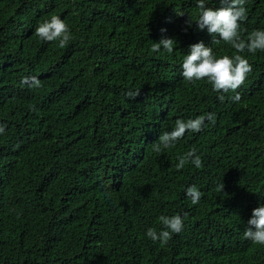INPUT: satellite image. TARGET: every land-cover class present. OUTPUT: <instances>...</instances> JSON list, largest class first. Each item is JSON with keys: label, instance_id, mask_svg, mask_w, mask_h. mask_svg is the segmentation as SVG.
<instances>
[{"label": "trees", "instance_id": "16d2710c", "mask_svg": "<svg viewBox=\"0 0 264 264\" xmlns=\"http://www.w3.org/2000/svg\"><path fill=\"white\" fill-rule=\"evenodd\" d=\"M245 7L246 40L264 30V0ZM54 15L70 28L63 47L36 35ZM198 17L196 0H0V264H264V245L239 234L264 204V52L212 43ZM161 38L172 54L151 50ZM200 41L252 65L238 102L184 79ZM208 113L214 123L154 150L178 119ZM192 149L203 166L177 170ZM177 214L167 244L146 235Z\"/></svg>", "mask_w": 264, "mask_h": 264}, {"label": "clouds", "instance_id": "9594fccd", "mask_svg": "<svg viewBox=\"0 0 264 264\" xmlns=\"http://www.w3.org/2000/svg\"><path fill=\"white\" fill-rule=\"evenodd\" d=\"M220 3L222 6L215 8L208 6V0H196V7L199 9V17L195 20L197 27L200 30L207 29L208 34L213 37L212 43H218L215 37L219 36L221 40L230 44L237 53L247 51L255 54L258 50L264 52V30H255L249 33L246 40L241 36V24L247 20L246 0H220ZM192 21L190 17L189 27H191ZM161 31H165V29ZM36 35L46 41L59 40L60 47H63L71 38L69 26L59 16L55 15L36 28ZM175 42L173 38H161L159 42L153 44L151 50L159 52L162 48L168 54H172ZM220 56L217 57L212 47L206 46L203 41L192 44L190 51L183 60L182 75L188 82L207 80L216 92L236 93L229 98L233 102H238L241 96L237 90L244 84L248 74L252 71V65L240 54L234 56L220 54ZM29 81L32 87L40 86V81L36 77H25L24 82L28 83ZM139 94V91L127 93L131 99H136ZM218 98L223 101L225 96L222 94ZM28 100L29 95L25 98L26 104H28ZM206 118L213 123L216 119L213 113L187 121L178 119L173 130L164 132L159 137V144L154 145V150L161 151V145L165 149L171 147L188 131L200 132L205 126ZM3 132L4 127L0 126V133ZM178 161L177 170L183 169L186 163H191L197 168L203 166L202 159L195 149L179 157ZM186 195L191 198L192 204H198L202 193L193 185L187 188ZM245 220L239 230L240 239L243 241L240 246L247 244L252 246H254L253 244L264 245V204L253 209L245 217ZM159 222L163 226L162 229L157 232L155 228H149L146 235L153 242L158 241L162 245L167 244L173 233H180L184 228V218L179 214L161 215Z\"/></svg>", "mask_w": 264, "mask_h": 264}]
</instances>
